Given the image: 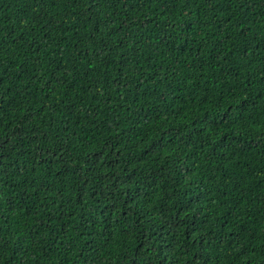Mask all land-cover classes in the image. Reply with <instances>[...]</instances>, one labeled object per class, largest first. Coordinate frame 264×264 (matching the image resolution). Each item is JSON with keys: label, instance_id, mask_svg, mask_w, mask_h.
Returning a JSON list of instances; mask_svg holds the SVG:
<instances>
[{"label": "trees", "instance_id": "obj_1", "mask_svg": "<svg viewBox=\"0 0 264 264\" xmlns=\"http://www.w3.org/2000/svg\"><path fill=\"white\" fill-rule=\"evenodd\" d=\"M0 264H264V0H0Z\"/></svg>", "mask_w": 264, "mask_h": 264}]
</instances>
